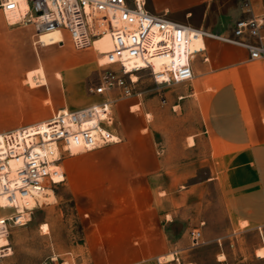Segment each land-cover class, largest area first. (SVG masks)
<instances>
[{"label":"rangeland","instance_id":"rangeland-1","mask_svg":"<svg viewBox=\"0 0 264 264\" xmlns=\"http://www.w3.org/2000/svg\"><path fill=\"white\" fill-rule=\"evenodd\" d=\"M39 35L33 24L14 22L0 7V134L47 120L59 109L73 110L101 99L92 87L107 68L104 53L111 39L77 49L67 34L53 45H43ZM42 39L52 44L50 37ZM206 46L210 59H198L193 81L157 85L144 70L133 73L138 80L131 95L114 92L110 123L120 141L62 155L65 180L51 187L55 198L41 200L26 225L12 229L13 251L5 264H102L107 260L93 257L86 246L85 227L101 212L114 209L117 196L129 193L131 185L141 190L147 182L155 188L149 191L154 198L161 196L162 190H156L160 186L170 185L175 194L192 183L176 172L177 161L184 152L208 151L207 114L234 113L238 98L251 97L253 79L264 86L263 60H251L240 47L218 39ZM151 167L158 172L145 176ZM224 221L217 220L216 230ZM183 224H167L172 253L128 264H264L258 255V249L264 251V227L239 228L224 237L221 246L191 244L180 250ZM194 229L186 231L191 243Z\"/></svg>","mask_w":264,"mask_h":264},{"label":"built area","instance_id":"built-area-1","mask_svg":"<svg viewBox=\"0 0 264 264\" xmlns=\"http://www.w3.org/2000/svg\"><path fill=\"white\" fill-rule=\"evenodd\" d=\"M0 7L16 15L14 22L33 24L39 33L67 34L77 49L107 35L112 42L104 53L107 68L92 87L99 101L1 132L0 264L12 254V229L26 225L40 208V193L65 180L62 155L120 141L110 123L114 92L131 95L133 73L148 70L157 85L190 81L197 54L209 60L205 45L192 47L204 38L243 47L250 59L264 61V16L240 18L225 33L153 13L146 0H0ZM191 235L192 246L202 244L200 229Z\"/></svg>","mask_w":264,"mask_h":264},{"label":"crops","instance_id":"crops-1","mask_svg":"<svg viewBox=\"0 0 264 264\" xmlns=\"http://www.w3.org/2000/svg\"><path fill=\"white\" fill-rule=\"evenodd\" d=\"M146 2L153 13L166 14L171 19L213 32H230L240 18L264 16V0ZM260 35L264 43V26ZM210 39L204 41L206 50L203 53L208 57L206 43ZM240 48L250 59L247 50ZM200 57L204 60V55L198 53L193 62L195 77ZM251 86V97L238 98L234 113L207 114L208 151L184 152L177 161L176 172L184 173L182 180L191 179L192 183L175 194L170 185L160 186L156 190H162L161 196L155 198L154 193L149 192L155 190L150 182L141 190L131 185L129 193L114 200V209L101 212L85 227L86 246L93 257L106 259L102 264L156 260L172 253V236L167 224L176 221L184 223L177 247L180 250L192 244L186 236L191 227L201 230L203 245L214 242L220 246L224 237L234 235L239 228L264 227V86L254 79ZM157 172V167H151L145 169L144 174ZM202 172L206 174L201 175ZM220 218L225 223L221 224V230H216ZM97 249L99 254L94 255Z\"/></svg>","mask_w":264,"mask_h":264},{"label":"bare ground","instance_id":"bare-ground-1","mask_svg":"<svg viewBox=\"0 0 264 264\" xmlns=\"http://www.w3.org/2000/svg\"><path fill=\"white\" fill-rule=\"evenodd\" d=\"M8 16H9V18L11 19L12 18V20H14L13 18L16 16V15H14V14H11V13H9L8 14ZM108 36V35H107ZM107 36H104V37H101V38H99V39H102V38H106ZM43 37H50V42H52V44H47V42L46 41H43ZM109 37V36H108ZM39 41L40 42H42L43 43V45H53V43H62L63 42V40H64V34L63 33H61L60 31H58V30H53V32H49V33H40V35H39ZM37 39V40H38ZM96 41H97V39H96ZM95 41V42H96ZM204 41H205V38L204 39H199V40H197V41H195L194 43H193V45H192V47L193 48H197V47H201L202 45H204ZM95 42H94V46H95ZM133 77H134V81H137L138 80V78H137V76L136 75H134L133 74ZM132 77V78H133ZM135 108V107H134ZM133 108V109H134ZM74 151H76V150H74ZM39 198H40V200H45V201H47V200H53L54 198H55V192H54V190L53 189H51V188H49V189H47V190H45L44 192H42V193H40V195H39ZM46 225L47 224H44L43 226L44 227H46ZM45 229V228H44ZM258 251H259V253H258V255L260 256V257H264V251L262 250V249H258ZM172 255V254H171ZM167 257V256H166ZM168 257H171L170 256V254L168 255ZM173 257V256H172ZM171 257V258H172ZM174 258V257H173ZM164 259H165V257H164ZM166 261V260H165ZM185 264H190V263H185Z\"/></svg>","mask_w":264,"mask_h":264}]
</instances>
